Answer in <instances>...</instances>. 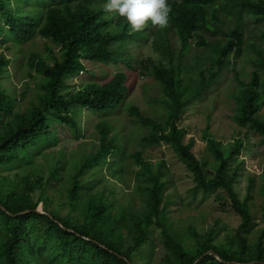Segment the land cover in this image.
<instances>
[{"label":"trees","instance_id":"16d2710c","mask_svg":"<svg viewBox=\"0 0 264 264\" xmlns=\"http://www.w3.org/2000/svg\"><path fill=\"white\" fill-rule=\"evenodd\" d=\"M106 3L0 0L1 43L12 41L22 50L26 42L35 46L38 37L50 41L45 43L44 53L32 48L29 52L27 77L37 81L38 93L25 110L17 106L15 93L6 85L12 59L17 56L0 50V264H128L127 260L148 264L149 257L141 251L154 229H159L165 249L156 264H193L209 250L224 261L207 253L195 264H264V228L254 244L244 235L254 220L253 180L243 198L235 189L245 138L239 131L227 153L224 143L206 132L208 148L218 162L210 169L193 152L195 138L186 141L188 130L179 124L191 102L229 64L231 55L244 53V19L256 22L264 44V0H168L169 24L153 32L158 60L142 57L136 42L148 38L151 22L144 30L133 32L125 17L115 12L114 17L109 16L103 10ZM208 35L218 36L211 40ZM115 41H121L118 48L113 46ZM249 47L256 53V67L234 93V119L264 141V47L254 42ZM46 53L51 54L52 63ZM95 63H112L117 70L111 76L105 68L98 75L97 68L88 69ZM140 68L157 79L165 107L156 116L130 104L128 113L139 143L173 147L193 176L194 194L224 190L228 196L219 193L217 199H225L240 216L235 236L219 240L216 227L201 231L193 224L181 231L171 213L173 198L163 171L166 163L149 161L143 149L128 153L126 124L117 123V113L132 94L138 79L135 71ZM84 70L92 71V76L94 72L97 79L88 78L80 88L67 90L69 82ZM38 74L41 79H36ZM85 109L103 116L96 125L97 151L83 155L71 168L59 159L48 167L47 174L42 173L34 159L36 146L57 141L56 122L82 133L78 118ZM127 155L138 168L129 177V192L121 200L119 194L124 190L114 180H124ZM16 164L36 168L4 173ZM104 166L110 174L102 172ZM39 208L46 213L36 211ZM25 210L29 211L15 216ZM261 214L264 223V194Z\"/></svg>","mask_w":264,"mask_h":264},{"label":"rangeland","instance_id":"374dc122","mask_svg":"<svg viewBox=\"0 0 264 264\" xmlns=\"http://www.w3.org/2000/svg\"><path fill=\"white\" fill-rule=\"evenodd\" d=\"M108 14L109 16H115L114 12ZM243 22L246 29L244 53L239 57H235L233 54L231 55L229 64L220 71L218 78L211 86L202 92V96L191 102L181 116L179 124L188 130L186 141L191 137L195 138L196 143L193 147V152L202 161H205L210 169H215L218 162L214 159L212 152L208 148L207 137L205 136L206 132H210L216 138L220 139L226 146L227 153L229 152L227 146L232 143L234 137L239 134V131L240 136L245 138V146L238 156V160L242 162V166L235 183V189L239 196L243 198L248 192V186L251 180H253L251 193L254 197L251 201V209L254 220L249 230L244 232V235L251 244H254L264 228L261 214V203L264 194V177H262L264 168V141L258 133L236 123L234 115L237 112V104L234 93L238 90L242 81L246 82L250 79L251 72L256 67L254 64L256 53L249 47V44L254 42L262 47H264V44H262L259 37L260 29L256 22L250 18L244 19ZM113 26L114 29L118 28V25L114 22ZM155 28L159 27L151 24L150 30L147 31L148 38L146 40L138 38L136 42L142 57L148 56L158 60L160 55L155 52L153 47ZM216 36L208 35L211 40ZM47 41L38 37L35 46H33V43L26 42L22 45V50L12 41L6 40L5 43L0 42V50L4 49L7 54L11 56L16 54L17 56L12 59L13 61L9 67L10 76L6 81V85L15 93L17 106L22 110H25L31 101L37 98L38 93L37 81L27 77L28 67L26 62L29 57V52L32 48L33 51L38 50L44 53L45 43ZM120 43L121 41H115L114 48H118ZM7 46L10 47L8 48ZM58 50L59 46H55V51ZM199 50L201 49L199 48ZM190 56H192V53H190ZM45 58L49 63H52L50 53H46ZM95 64L89 66L88 69L96 71L97 68L98 75H101L102 70L105 68L110 72L111 76L117 70V66L112 63L107 66L99 65L98 63ZM94 66L95 70L92 69ZM118 68L126 69V66L119 65ZM92 71H80V74L73 81L69 82L65 88L67 90H76L88 78L97 79L94 76V72L92 76ZM135 72L138 78L136 86L124 108L117 113V123L124 122L126 124L124 133H126L127 138L130 140V142L128 140L127 144L128 153L143 149V155L149 161L154 163L162 161L166 163L163 171L165 179L168 180L167 191L172 193L173 198L171 213L181 224L179 226L181 231L184 232L188 225L193 224L201 231L216 227V236L219 240L227 236H235L240 224V216L225 199L221 201L217 199L219 193L228 196L224 190L208 194L199 190L194 194L191 191V188L194 186L193 176L180 161L173 147L166 144L146 146L139 143L135 132V123L132 122L131 116L128 113L130 104H136L150 115L160 114L161 111H164L165 106H163V93L160 84L154 75L150 72L143 74L141 68L136 69ZM41 78V74L36 76V79ZM262 110L264 111V106ZM101 118H103L101 114H89L88 109H85L80 118H78L83 128L80 134L75 132V129L71 126L63 124L62 122H56L55 132L57 141H50L46 146L37 145L34 150L35 163L43 169L42 173L47 174L48 167L59 159H62L69 166L68 168H71V164L80 160L83 155L97 151L99 148V132L96 129V125ZM49 153L51 156H47ZM32 168L35 169L36 167ZM32 168L25 169L24 164H16L14 167L5 168L4 173H26ZM137 168L132 158L127 155L123 160L122 172L124 173V180H114L116 181L117 188L124 190L122 194H119L121 200H124L126 197L125 194L129 192V177L133 175L134 170ZM102 172L110 174L107 166L102 168ZM141 252L149 257L148 264H156L161 260L164 256L165 249L163 247V237L159 229H154L151 240L144 246Z\"/></svg>","mask_w":264,"mask_h":264},{"label":"clouds","instance_id":"9594fccd","mask_svg":"<svg viewBox=\"0 0 264 264\" xmlns=\"http://www.w3.org/2000/svg\"><path fill=\"white\" fill-rule=\"evenodd\" d=\"M103 10L125 17L133 32L144 30L149 21L163 29L169 24L168 0H107Z\"/></svg>","mask_w":264,"mask_h":264},{"label":"water","instance_id":"95a60500","mask_svg":"<svg viewBox=\"0 0 264 264\" xmlns=\"http://www.w3.org/2000/svg\"><path fill=\"white\" fill-rule=\"evenodd\" d=\"M4 208V207H3ZM27 211H29V210H25V211H23V212H20V213H17V214H15V216H18V215H20V214H23V213H25V212H27ZM36 211H38V212H40V213H46V211H44L43 209H36ZM9 214H12L11 212H8ZM73 231V230H72ZM207 253H211V254H213L215 257H217L219 260H221V261H224L221 257H220V255L218 254V253H216L215 251H213V250H209V251H207L206 253H204L202 256H200L196 261H195V263H197L205 254H207ZM127 263L128 264H132V262L131 261H129V260H127ZM195 263H193V264H195ZM231 263H233V264H251V263H253V262H245V263H241V262H237V261H232Z\"/></svg>","mask_w":264,"mask_h":264}]
</instances>
